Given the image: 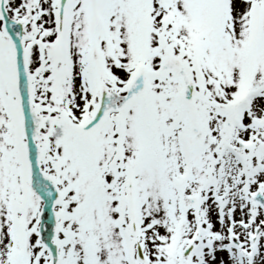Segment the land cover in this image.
Masks as SVG:
<instances>
[{"label":"snow or ice","instance_id":"1","mask_svg":"<svg viewBox=\"0 0 264 264\" xmlns=\"http://www.w3.org/2000/svg\"><path fill=\"white\" fill-rule=\"evenodd\" d=\"M0 264H264V0H0Z\"/></svg>","mask_w":264,"mask_h":264}]
</instances>
